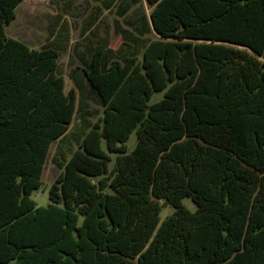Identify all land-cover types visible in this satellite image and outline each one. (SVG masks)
Instances as JSON below:
<instances>
[{
  "label": "trees",
  "instance_id": "obj_1",
  "mask_svg": "<svg viewBox=\"0 0 264 264\" xmlns=\"http://www.w3.org/2000/svg\"><path fill=\"white\" fill-rule=\"evenodd\" d=\"M23 1L0 0V264H264V0H144L133 26L157 38L86 47L68 93L62 38L6 34ZM93 1L124 17L141 0ZM77 113L83 137L37 207Z\"/></svg>",
  "mask_w": 264,
  "mask_h": 264
},
{
  "label": "rangeland",
  "instance_id": "obj_2",
  "mask_svg": "<svg viewBox=\"0 0 264 264\" xmlns=\"http://www.w3.org/2000/svg\"><path fill=\"white\" fill-rule=\"evenodd\" d=\"M97 5L98 3L93 0H24L17 7L15 19L6 26L5 31L8 37L21 41L33 49L41 48L54 38H62L65 49L59 55L58 72L64 78L65 92L68 93L74 89L73 76L70 77L73 70L76 71L74 75L80 77L81 70L90 61L91 53L86 52V47L105 45L116 50L123 41L120 33L123 29L138 38L135 48L138 54H141L147 42L157 38L154 32L139 36L133 26L136 19L133 14L135 9L141 6L147 14L150 11L144 0L135 5L124 17H118L114 10H102L98 15V9L95 10ZM76 94L78 99L77 90ZM162 95L163 93L153 94L151 102L160 100ZM81 99L85 100L88 110L92 112L93 116L89 120L94 123L102 115L101 105L87 88L85 97ZM83 133L84 128L77 113L65 136L51 144L41 178L42 186L31 195L37 207H44L49 203V189L62 171L60 155L70 157L78 147ZM136 140V133L133 132L126 143L128 152L133 150ZM112 164L113 162L110 167ZM181 202L189 211L196 210L191 199L183 198ZM173 211L170 205L161 202V221Z\"/></svg>",
  "mask_w": 264,
  "mask_h": 264
}]
</instances>
